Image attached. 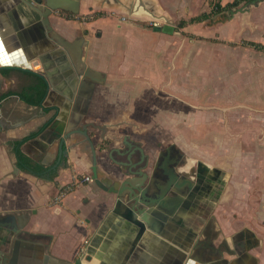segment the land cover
Listing matches in <instances>:
<instances>
[{
	"label": "crops",
	"instance_id": "obj_1",
	"mask_svg": "<svg viewBox=\"0 0 264 264\" xmlns=\"http://www.w3.org/2000/svg\"><path fill=\"white\" fill-rule=\"evenodd\" d=\"M50 1L60 6L49 17L51 31L27 0H0V264H264V96L254 112L230 109L251 92L248 65L255 62L252 75L262 76L264 49L250 43L264 46V0L234 8L226 7L234 0H213L224 9L200 21L191 18L210 12L211 0ZM166 21L172 32L162 29ZM58 34L82 38L84 67ZM86 65L98 71L93 78L84 76ZM41 83L46 93L37 102ZM218 105L222 112L211 108ZM201 106L212 109L214 129L224 126L225 141L236 133L242 141L239 154L225 145L222 164L190 159L192 168L208 167L204 195L192 193L185 206L170 192L182 204L153 205L147 220L137 218L142 231L125 207L116 210L117 194L94 180L57 198L65 184L93 178L95 154L110 184L133 178L138 152L130 160L109 156L123 138L140 144L151 172L175 145L169 142L182 148L190 113L199 126ZM17 141L43 174L21 166ZM164 180L150 181V193ZM253 184L262 225L232 223V189L246 198Z\"/></svg>",
	"mask_w": 264,
	"mask_h": 264
},
{
	"label": "water",
	"instance_id": "obj_2",
	"mask_svg": "<svg viewBox=\"0 0 264 264\" xmlns=\"http://www.w3.org/2000/svg\"><path fill=\"white\" fill-rule=\"evenodd\" d=\"M27 1L31 3V5L37 10L39 15L43 17L44 23L46 24L47 28L51 31L52 26L49 17L54 14V12L57 11L60 6H55L54 3H52L50 0ZM260 1L262 0H250L244 5L245 7H248L252 4L256 5ZM233 12L234 11H232V13ZM162 29L165 32H172L174 30V27L170 21H166ZM56 36V40L64 48L69 49L70 47H76L75 53L76 58L78 60V64L79 66L81 65L84 67L85 62H83L81 59L83 51L81 43L82 38L80 37L78 38V40L76 39L77 41H69L63 38L62 36H59V34ZM77 43L78 45L76 46ZM37 65L38 64L36 63L35 67H37ZM95 71L98 72L97 70H94L93 68L86 65L83 73L85 77L93 78V75H91V73ZM123 145L124 147L120 149L111 148L109 156H112L113 152L121 153L122 155L126 156L127 159L130 160V157L138 152L139 157L136 159V163L134 165L135 169L132 170L131 168H129V172L135 176L133 178H125L121 187H117L116 182L110 184L109 177L105 178L100 172L97 164V155L95 154L92 166L93 180L101 188L117 194L116 210L125 207L123 215L127 219L137 223L141 227V231L144 229V225L141 221H138L137 218L138 216H142L141 220H147L149 212L148 209H151L153 205H159L170 209L178 208L179 205L182 204V201L172 203L173 200H170L167 196L170 194V192H176V198L178 199L179 197L182 198L183 192L185 193L184 197H186V195H188L187 197H193L194 195L192 193H194L198 189L201 188L202 190H204L205 188H207L208 183L204 180L205 172H207V167H205L204 163H199L198 174L197 176H195L196 182H198L196 183L195 187L193 185V181H191L190 178L183 176L188 175L187 173L185 174L177 171L176 166L182 163L184 160H182L181 158L183 154L180 152L179 149L176 148L175 145L170 146L164 151V153H161V157H159V159L153 165V169L151 172H148V170H146L148 165L150 164L149 156L145 154L143 148L140 147V144L132 143L131 141L127 140V138H123ZM172 150H175L177 153L175 155H172ZM123 164L128 166L130 165L127 163ZM162 175L165 178V185L162 186L158 184L157 191L154 193H150V184L155 182V177L159 178ZM150 181L153 182L150 183ZM202 183H205V185ZM127 185H129V188L127 187ZM184 186H187V189L182 190ZM192 189H194V191ZM186 204L187 201L185 200V206ZM171 210L173 211V209ZM9 261L10 259H8V262Z\"/></svg>",
	"mask_w": 264,
	"mask_h": 264
},
{
	"label": "rangeland",
	"instance_id": "obj_3",
	"mask_svg": "<svg viewBox=\"0 0 264 264\" xmlns=\"http://www.w3.org/2000/svg\"><path fill=\"white\" fill-rule=\"evenodd\" d=\"M255 52V51H254ZM252 56V53L249 52L248 55V59H250ZM255 62L252 63V65H248L247 67V82H248V89L251 90V92H253L255 90V86L259 89L257 91H254L253 93L251 92H247L246 94H243L244 97L239 99V100H235L232 99L231 101V106L230 109L233 113H235L237 110L241 109H248L249 111H253L252 108H256V105L258 106L261 101L262 98L264 96V61H263V69H262V76H255L252 75L254 73H256V69H254L255 67L253 66ZM245 102V103H244ZM247 102V103H246ZM207 104V103H205ZM222 105H218V107L216 106H211L216 108L217 110H220L221 112L222 110ZM212 109H208L206 106H201L200 108V123L199 126L198 124L195 125V123H192V121H196V119H192L191 118V113L189 115V119H187V117L185 118V123L187 121H189V124H185V138L187 136V140H180L179 142L182 145V148L180 150V152L185 155L184 158H182V160H184L182 163H180L179 165H177L176 169H179L181 171L182 169V173H186L188 174V169H190L189 166V162L190 159L191 161H195L197 164L198 160H203L206 164H210V161L213 160V162L215 163H221L224 160L223 154H224V148L225 145L230 143V147L233 149V151L236 152V154L240 153V148H241V137L236 133V134H232V140L230 142L225 141L224 140V126H216V129H214V127L211 125L213 118H210L209 111ZM254 112V111H253ZM235 117V114H233ZM239 117V116H237ZM233 131V128H232ZM198 132V134L196 133ZM215 132V139H213V133ZM229 137V136H228ZM178 142V143H179ZM171 143H175L176 146H178L177 142H169L168 144ZM179 147V146H178ZM214 150L216 151L215 155H209L212 154V152H214ZM197 154L198 156H191L192 154ZM195 154V155H196ZM239 155L236 157L237 160H239ZM246 157H242V159H245ZM251 160H255L254 156L253 157H249ZM193 159V160H192ZM247 160V159H246ZM189 163V164H188ZM208 164V165H209ZM207 165V166H208ZM209 165V166H210ZM208 168V167H207ZM177 170V171H179ZM193 173H194V177L192 175H189L190 178H192L193 180H195V176H197L198 174V166L193 167ZM248 179H249V174L247 175ZM162 177H164L162 175ZM232 178V177H231ZM246 179V181L249 182V180ZM254 176L252 177V182H253ZM236 179H234V177L232 178V186H236L235 184ZM245 181V182H246ZM252 186V185H250ZM235 192V193H234ZM248 197L246 198H238L240 197L241 193L239 189H232V196H237V198L234 200L232 206V213H231V217H232V223L239 221V220H243L246 221L247 223H249L250 225H252L253 227H256L257 225H262V223L260 221H258L256 219L257 216V207H258V199H259V195H257V190H256V185L253 184V186L251 188H249L248 190ZM199 195V194H198ZM201 195V194H200ZM188 196V195H187ZM238 210V211H235ZM239 210H242L246 216L247 219H244L242 217L241 212H239ZM222 211V210H221ZM223 215V214H221ZM249 215V216H248ZM227 217V216H225Z\"/></svg>",
	"mask_w": 264,
	"mask_h": 264
},
{
	"label": "trees",
	"instance_id": "obj_4",
	"mask_svg": "<svg viewBox=\"0 0 264 264\" xmlns=\"http://www.w3.org/2000/svg\"><path fill=\"white\" fill-rule=\"evenodd\" d=\"M245 1L248 2L250 0H234L233 2L229 3L226 7L234 8V7L240 5L242 2H245ZM210 4L212 5V9L210 12H208V13L204 12L198 16H195V17L191 18V21L203 20V19L207 18L209 15L221 12L225 7V6H220L218 1L211 0ZM182 23H184V22H182ZM250 44L254 45L255 47H259V48L264 49V46H262L259 43L254 42V43H250ZM38 89L41 90V95H40V98L37 102H40L46 93V84L41 83V86ZM21 143H22V141L16 142V153H17L18 161L21 164V166H23L25 169L33 171L34 173L43 174V171H44L43 167H41L40 165H36L25 154L22 153V151L20 150Z\"/></svg>",
	"mask_w": 264,
	"mask_h": 264
},
{
	"label": "built area",
	"instance_id": "obj_5",
	"mask_svg": "<svg viewBox=\"0 0 264 264\" xmlns=\"http://www.w3.org/2000/svg\"><path fill=\"white\" fill-rule=\"evenodd\" d=\"M126 18V17H123ZM147 25L149 26H158V22L156 20H148ZM93 180V178L90 175H85L83 178L81 179H75L73 182L71 183H67L64 186H62L57 198H62L64 197L66 194H68L76 185V183L81 182V181H91Z\"/></svg>",
	"mask_w": 264,
	"mask_h": 264
},
{
	"label": "bare ground",
	"instance_id": "obj_6",
	"mask_svg": "<svg viewBox=\"0 0 264 264\" xmlns=\"http://www.w3.org/2000/svg\"><path fill=\"white\" fill-rule=\"evenodd\" d=\"M192 170H193V168H192ZM214 171H216V170H214ZM221 174H222V173H221ZM189 175L194 176L193 171H191V173L189 172ZM189 175H183V176H186V177L190 178ZM190 179H191V181H193V185H194V187H195V186H196V183H197L198 181L196 182V181L193 180L192 178H190ZM185 189H187V186H184L182 190H185ZM192 190L194 191V189H192ZM196 190H197V189H196ZM200 191H202V192H200ZM205 192H206L205 190H202V189L200 188V189H198L197 191H195L194 193H197V194H201V193H202V194L204 195ZM176 194H177V193H176ZM182 194H183V195H182V198L179 197L180 200H182V199H184V198H186V199L188 198L187 195H186V197H184V194H185L184 192H183ZM180 196H181V195H180ZM169 199L172 200V198H170V197H169ZM186 199H185V200H186ZM189 199H191V198L189 197ZM189 199H188V200H189Z\"/></svg>",
	"mask_w": 264,
	"mask_h": 264
},
{
	"label": "flooded vegetation",
	"instance_id": "obj_7",
	"mask_svg": "<svg viewBox=\"0 0 264 264\" xmlns=\"http://www.w3.org/2000/svg\"><path fill=\"white\" fill-rule=\"evenodd\" d=\"M191 171H192V167H190V169H188V174H189V172L191 173ZM186 173H187V171H186ZM195 181H196V179H195Z\"/></svg>",
	"mask_w": 264,
	"mask_h": 264
}]
</instances>
